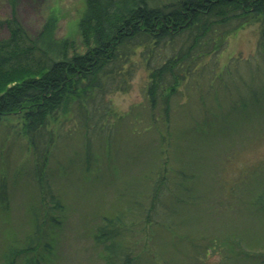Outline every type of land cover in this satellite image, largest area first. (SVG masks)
Here are the masks:
<instances>
[{
	"label": "rangeland",
	"instance_id": "374dc122",
	"mask_svg": "<svg viewBox=\"0 0 264 264\" xmlns=\"http://www.w3.org/2000/svg\"><path fill=\"white\" fill-rule=\"evenodd\" d=\"M84 2L19 0L17 15L23 27L37 35L49 15L56 12L60 16L59 36L73 35L81 44L76 22ZM10 11L5 0H0V17ZM5 35L6 31L1 29L0 37ZM260 37V24L251 21L231 33L220 52L224 67L239 59L238 73L232 72L237 88L232 98L231 90H218L217 97L206 95L203 79L189 78L179 84L171 97L170 122L164 120L162 105L152 112L147 96L149 73L140 50L131 57L133 69L125 86L113 90L112 85H105V104L109 108L103 112L107 118L97 114L101 124L97 133L92 131L95 122L89 121L85 126L86 122L73 116L68 104L49 119L47 139L37 141L35 148L26 133L23 115L3 116L0 264H4L5 250L17 239V246L25 247L35 223L31 210L38 209L40 204L47 210L40 225L47 232L45 237L49 240L53 232L56 236L47 264H103L102 247L94 238L102 217L139 202L140 196L147 199L144 194L150 193L154 185L149 174L162 163L171 174L182 169L195 172L191 195L194 193L196 198L190 200L189 206L175 205V196L167 192L161 211L165 223L155 218L144 222L135 217L124 225L127 240L143 258L141 264L150 260L153 264H258L244 259L238 249L264 252V211L252 206L255 195L264 193V101L257 107L245 108L241 115L230 114L228 128L222 120L227 119L233 103L239 105L241 99L250 98L249 88L258 91L259 96L262 94L259 84L264 67L255 55ZM93 103L97 102H90ZM101 105L104 102L100 101ZM203 105L209 111L214 109V116L200 127L196 120L202 117L199 109ZM108 137L110 143L106 145ZM106 151L110 153L108 159ZM88 152L101 160L92 161L90 172L79 163ZM37 157L42 164V183L34 176ZM47 185L51 187L49 192ZM4 186L8 191V209L3 206L1 195ZM169 186L176 196H181L178 183L171 180ZM53 191L59 195L64 210L53 207ZM173 207L179 208L174 216ZM53 215L60 218L57 227L50 221ZM36 247H40L39 242ZM23 260L21 255L15 264H23Z\"/></svg>",
	"mask_w": 264,
	"mask_h": 264
},
{
	"label": "trees",
	"instance_id": "16d2710c",
	"mask_svg": "<svg viewBox=\"0 0 264 264\" xmlns=\"http://www.w3.org/2000/svg\"><path fill=\"white\" fill-rule=\"evenodd\" d=\"M18 1L5 0L11 11L0 17V30L6 31V35L0 37V120L5 115L22 114L29 141L35 148L37 141L41 143L47 139L49 119L57 116L68 104L73 116L77 115L86 122L85 126L94 121L92 131L96 132L101 125L97 114L105 116L103 112L109 108L105 104V94L108 93L105 85H112L113 90L125 86L123 84L133 69L131 57L139 50L149 73L147 96L150 107L154 112L162 105L167 122H170L171 97L179 84L189 78L201 77L206 95L217 97L218 90H231L232 98L237 92L232 72L238 71L239 59L234 63L229 61L224 67L219 55L230 34L251 21L260 24L261 37L255 55L264 67V0H85L76 22L81 44L73 35L59 36L60 16L56 12L49 15L37 35H31L18 18ZM259 85L261 96L249 88L248 100L241 99L239 105L233 103L230 106L227 119L222 120L225 128L230 125V114L241 115V112H246L245 108L261 105L264 101V76ZM92 101L97 103L90 104ZM100 101L104 105L99 106ZM213 110L209 111L203 105L199 109L202 117L196 120L197 125L206 126L214 116ZM87 133L89 137V127ZM164 140L162 138L161 145ZM104 142L106 145L110 143V137ZM89 146L90 143L88 150ZM106 155L108 159L110 153L106 151ZM79 161L90 172L92 161L101 160L91 152L80 157ZM38 162L39 157L34 176L38 178L37 182L42 183V164ZM70 164H73L72 160ZM164 165L162 163L149 174L148 178L154 180V185L150 193L144 194L147 199L140 196L139 202L102 217L94 238L102 247L103 264H141L143 258L127 240L124 225L133 222L135 217L144 219V222L155 218L165 223L161 211L164 210L167 192L175 196L172 199L175 205L189 206L190 200L196 198L194 193L191 195L192 185L196 182L195 172L182 169L171 174ZM171 180L180 185L181 196H176V192L171 190ZM47 186L45 189L49 192L51 187ZM1 195L3 206L8 209L6 187ZM52 196L53 207L62 210L64 205L59 195L53 191ZM252 206L264 211V193L255 195ZM44 211L47 212L41 204L38 209L31 210V219L35 222L33 231L27 236L25 247L19 248L17 239L5 250L4 264H15V259L21 255L24 256L23 264H47L55 249L56 236L53 232L49 240L48 236L45 237L47 232L40 226L42 216L46 214ZM178 211V207H173V216ZM58 217L53 215L50 219L55 227L60 223ZM38 242L40 247L35 248ZM238 250L244 259L264 264V252L256 254L249 249ZM150 261L145 263L153 264Z\"/></svg>",
	"mask_w": 264,
	"mask_h": 264
}]
</instances>
